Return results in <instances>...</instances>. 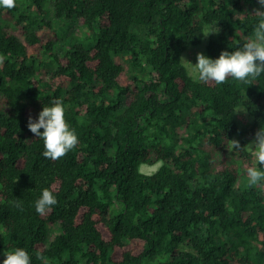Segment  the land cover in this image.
<instances>
[{
	"label": "trees",
	"instance_id": "1",
	"mask_svg": "<svg viewBox=\"0 0 264 264\" xmlns=\"http://www.w3.org/2000/svg\"><path fill=\"white\" fill-rule=\"evenodd\" d=\"M258 8L257 0L0 7V264L16 248L31 264H42L38 252L47 264H264V182L249 185L247 149L226 147L240 133L238 107L253 118L241 147L264 128V73L205 84L181 60L212 25L206 57L242 48ZM57 99L78 144L53 161L27 124ZM161 161L152 175L140 171ZM45 188L57 203L40 215Z\"/></svg>",
	"mask_w": 264,
	"mask_h": 264
},
{
	"label": "clouds",
	"instance_id": "2",
	"mask_svg": "<svg viewBox=\"0 0 264 264\" xmlns=\"http://www.w3.org/2000/svg\"><path fill=\"white\" fill-rule=\"evenodd\" d=\"M260 8L254 11L258 17V23L253 28L252 35L243 44L242 48L234 51H222L217 59L206 57L203 53H197L195 64L184 60L185 66L194 80L205 84L215 83L222 85L231 77L234 80L247 83L249 78L255 80L264 73V0H257ZM0 7L12 9L15 0H0ZM209 34H205L207 36ZM3 58L0 57V63ZM244 107H238L235 112L243 111ZM64 107L57 99L51 102V106H44L37 120L31 116L28 119V130L35 137L41 139L44 145L42 155L50 160L64 157L78 144L75 131L69 128L64 117ZM41 129L43 131L41 132ZM227 150L247 149L254 158V164L247 168V177L250 186H256L264 182V128L255 133V138L248 145L241 147L237 140H227ZM162 161L160 164L162 165ZM257 165L259 167H257ZM57 203L53 192L45 188L39 199L35 201V210L40 215H45ZM6 258L3 264H31L28 252L23 248L4 254ZM36 258L47 264L42 253H36Z\"/></svg>",
	"mask_w": 264,
	"mask_h": 264
},
{
	"label": "rangeland",
	"instance_id": "3",
	"mask_svg": "<svg viewBox=\"0 0 264 264\" xmlns=\"http://www.w3.org/2000/svg\"><path fill=\"white\" fill-rule=\"evenodd\" d=\"M47 11H48V16L50 18H52L53 17V8L51 5L48 6ZM67 25H68V23H66L64 26H66V29L69 30V32L75 30V27L73 25H68V26ZM217 31H218V26H216V25H212V26L207 27L206 34H209V35L205 36L204 41L199 46H193V47H190L188 50H186L183 53L182 58L184 60L191 62L192 64H195L197 62V60H196L197 53H203L204 55L206 54L207 46L209 43V37L211 34L216 33ZM72 33H74V32H72ZM75 33L77 36H79V32H77V29H76ZM43 59H44V57H43ZM45 61H47V60H45ZM183 63L185 64L184 61H183ZM46 72L47 73L51 72V69L46 68ZM237 119H238L239 126H240V133L234 137V140H237L240 143V141L242 139V135L251 128L252 123H253V118L247 112V110L244 108L243 111L237 112ZM229 156H232V154L230 153ZM160 166H161L160 163H157L154 165L143 164L140 167V171L146 175H152L158 171ZM55 232H59L58 228H55Z\"/></svg>",
	"mask_w": 264,
	"mask_h": 264
}]
</instances>
